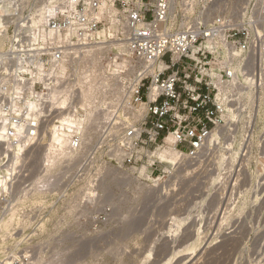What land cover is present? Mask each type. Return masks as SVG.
I'll list each match as a JSON object with an SVG mask.
<instances>
[{
	"label": "built area",
	"instance_id": "built-area-1",
	"mask_svg": "<svg viewBox=\"0 0 264 264\" xmlns=\"http://www.w3.org/2000/svg\"><path fill=\"white\" fill-rule=\"evenodd\" d=\"M255 159L264 0H0V264H63L55 225L110 223L115 192L181 208Z\"/></svg>",
	"mask_w": 264,
	"mask_h": 264
},
{
	"label": "rangeland",
	"instance_id": "rangeland-1",
	"mask_svg": "<svg viewBox=\"0 0 264 264\" xmlns=\"http://www.w3.org/2000/svg\"><path fill=\"white\" fill-rule=\"evenodd\" d=\"M250 164L244 187L218 196L204 189L181 208L165 206L158 192L141 203L134 186L115 192L123 201L110 223L55 225L54 232L68 226L74 233L59 242L63 264H264V160Z\"/></svg>",
	"mask_w": 264,
	"mask_h": 264
},
{
	"label": "bare ground",
	"instance_id": "bare-ground-1",
	"mask_svg": "<svg viewBox=\"0 0 264 264\" xmlns=\"http://www.w3.org/2000/svg\"><path fill=\"white\" fill-rule=\"evenodd\" d=\"M167 143H168V146L165 147L160 153H159V159L161 160V162L163 163H168V164H176V156L174 155V152L172 150V147H171V142L170 140H167ZM19 153H20V149H17V150H12V153L11 155H8V157L10 158L11 157V162L13 165H16L17 162H18V159H19ZM42 156V153L40 152L38 157H41ZM37 157V156H36ZM167 170V168H165ZM138 174L139 176H145L147 174V170L145 168H140L138 170ZM125 177V175L122 174V177L120 176L119 178H123ZM118 179V176L115 175L114 178H113V181H117ZM222 197V196H221ZM226 206V205H225ZM200 234V233H199ZM198 234V235H199ZM198 235H197V238H198ZM200 238V237H199ZM196 248H193V250H195ZM192 251V250H191ZM171 262V260L167 261L166 264H169Z\"/></svg>",
	"mask_w": 264,
	"mask_h": 264
}]
</instances>
